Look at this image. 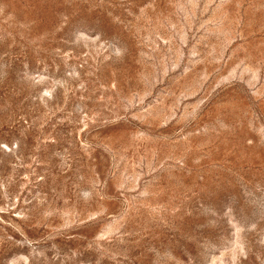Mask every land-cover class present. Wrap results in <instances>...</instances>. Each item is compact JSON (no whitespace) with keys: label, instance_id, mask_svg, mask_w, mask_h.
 Wrapping results in <instances>:
<instances>
[{"label":"rangeland","instance_id":"1","mask_svg":"<svg viewBox=\"0 0 264 264\" xmlns=\"http://www.w3.org/2000/svg\"><path fill=\"white\" fill-rule=\"evenodd\" d=\"M0 264H264V0H0Z\"/></svg>","mask_w":264,"mask_h":264}]
</instances>
